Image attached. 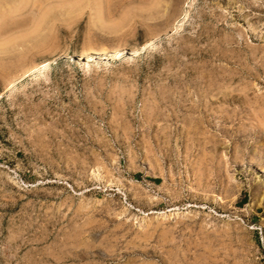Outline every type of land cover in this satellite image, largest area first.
<instances>
[{
    "label": "rangeland",
    "instance_id": "rangeland-1",
    "mask_svg": "<svg viewBox=\"0 0 264 264\" xmlns=\"http://www.w3.org/2000/svg\"><path fill=\"white\" fill-rule=\"evenodd\" d=\"M0 264H264V0H0Z\"/></svg>",
    "mask_w": 264,
    "mask_h": 264
},
{
    "label": "trees",
    "instance_id": "trees-1",
    "mask_svg": "<svg viewBox=\"0 0 264 264\" xmlns=\"http://www.w3.org/2000/svg\"><path fill=\"white\" fill-rule=\"evenodd\" d=\"M245 199H246V197H243L242 200H241V202L244 203L245 202Z\"/></svg>",
    "mask_w": 264,
    "mask_h": 264
}]
</instances>
